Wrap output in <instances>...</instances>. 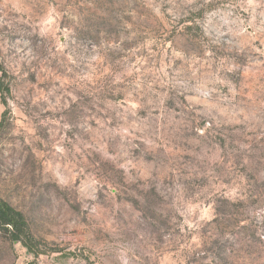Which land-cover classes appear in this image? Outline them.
Returning <instances> with one entry per match:
<instances>
[{
    "label": "rangeland",
    "instance_id": "rangeland-1",
    "mask_svg": "<svg viewBox=\"0 0 264 264\" xmlns=\"http://www.w3.org/2000/svg\"><path fill=\"white\" fill-rule=\"evenodd\" d=\"M0 264H264V0H0Z\"/></svg>",
    "mask_w": 264,
    "mask_h": 264
},
{
    "label": "trees",
    "instance_id": "trees-1",
    "mask_svg": "<svg viewBox=\"0 0 264 264\" xmlns=\"http://www.w3.org/2000/svg\"><path fill=\"white\" fill-rule=\"evenodd\" d=\"M25 227L22 214L0 200V229L7 231L12 239H19Z\"/></svg>",
    "mask_w": 264,
    "mask_h": 264
}]
</instances>
